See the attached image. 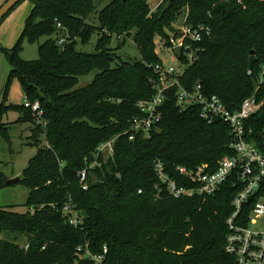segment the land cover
<instances>
[{"label":"trees","instance_id":"obj_1","mask_svg":"<svg viewBox=\"0 0 264 264\" xmlns=\"http://www.w3.org/2000/svg\"><path fill=\"white\" fill-rule=\"evenodd\" d=\"M30 1L20 38L10 50L0 49L10 65L0 89V136L8 131L3 115L14 110L21 114L19 121L32 122L30 145L38 149L14 183L30 190L26 211L0 206V264H95L84 255L85 245L92 255L106 246L101 264H232L223 250L235 195L231 184L205 198L172 199L155 171L157 161L171 176L177 166L208 164L215 170L222 157L234 155L227 124L207 123L197 105L180 109L173 87L148 137L137 134L130 140L128 131L141 115L138 103L151 99L159 83L153 69L161 62L155 39H169L174 20L186 9V24L208 25L211 35L197 43L201 51L184 66L180 86L188 89L199 82L205 95H217L231 111L254 95L262 106L247 124L259 139L264 129V0H174L155 12L147 0H112L97 13L96 24L87 22L96 9L94 0ZM58 22L66 32L63 45L56 43ZM95 31V53L78 50L77 43H87ZM41 37L46 39L38 46V58L21 59L22 40ZM126 38H132L141 58L112 66ZM250 50L256 57L251 69ZM92 71L91 83L76 89L79 77ZM11 76L30 102H39L41 116L6 103ZM111 138L113 156L99 158L88 169L83 189L79 172L93 163L98 144ZM5 181L0 175V189ZM66 204L78 212L77 226L63 211Z\"/></svg>","mask_w":264,"mask_h":264},{"label":"built area","instance_id":"obj_2","mask_svg":"<svg viewBox=\"0 0 264 264\" xmlns=\"http://www.w3.org/2000/svg\"><path fill=\"white\" fill-rule=\"evenodd\" d=\"M56 28L59 31L56 43L63 45L66 39L65 29L59 22L56 23ZM210 35L211 27L208 25L191 26L184 23L170 32L169 39H155L156 51L161 50L173 56L177 66L166 63L162 58L160 63L153 65L154 72L159 75V83L154 86L155 92L151 99L138 103L141 115L132 119L129 139L132 140L137 134L149 136L150 131L161 120V107L166 92L173 87L178 88L175 101L180 109L197 105L201 108L200 117L207 123L215 120L225 122L231 134L234 155L222 157L215 170H211L208 164H201L193 169L177 166L175 175L171 176L157 161L155 171L166 194L172 199L194 195L205 198L215 194L223 184L230 183L235 189V195L231 201L232 210L225 221L227 234L223 250L233 258L232 264H264V129L258 139L247 124V120L258 112L262 102H258L252 95L245 98L237 110L231 111L217 95H205L199 82L188 89L179 84L184 66L191 65L198 58L201 48L197 43ZM178 46L181 48L180 57H184L182 61L175 53ZM23 106L30 108L37 116L42 115L38 101L30 102L26 98ZM114 143L115 138H111L95 148L93 163L79 172V182L83 189H87L88 169L97 164L99 158L113 156ZM178 178L189 185L182 184ZM63 211L70 214V224L77 226L81 223L78 212L69 204L63 207ZM82 248L86 249L84 255L92 258L95 264H101L107 253L106 246L97 255H92L87 250V245Z\"/></svg>","mask_w":264,"mask_h":264},{"label":"rangeland","instance_id":"obj_3","mask_svg":"<svg viewBox=\"0 0 264 264\" xmlns=\"http://www.w3.org/2000/svg\"><path fill=\"white\" fill-rule=\"evenodd\" d=\"M111 1L94 0L96 9L87 18V22L96 24L97 13ZM4 2L5 0H0V6ZM147 2L150 7V12L159 11L167 5V0H147ZM31 8L32 4L30 0H22L2 19L0 22V49L5 48L10 50L16 44L23 31L25 19ZM174 21L173 26L175 27L184 23L186 24L187 10L183 9ZM98 38L99 34L95 31L87 43L81 44L78 42L76 48L85 53H95V45ZM45 39L46 37H41L38 42H29L27 39H23L19 53L20 58L25 61L36 60L38 58V46ZM157 53L166 63L177 66V61L173 56L161 50H158ZM116 55L112 66L119 61L133 63L141 58L139 49L132 38L125 39L121 48L116 50ZM9 71L10 65L7 57L5 53L0 51V89H3L2 87L8 78ZM95 74L96 71H92L79 77L78 84L75 88H82L90 84ZM1 95L0 101H3V95L2 97ZM5 96L7 104L20 106L25 102L26 97L20 82L15 76L10 77ZM20 115V113L14 110L8 111L1 119V123L8 130L5 137L0 136V175L6 178V180L17 176L20 178L23 170L28 166L29 160L35 156L38 149L36 146L30 145V135L33 127L32 122L19 121ZM41 141L43 143L44 139L41 138ZM29 192L30 190L21 184L6 185L0 189V206L13 211L24 212L26 211L25 203Z\"/></svg>","mask_w":264,"mask_h":264},{"label":"water","instance_id":"obj_4","mask_svg":"<svg viewBox=\"0 0 264 264\" xmlns=\"http://www.w3.org/2000/svg\"><path fill=\"white\" fill-rule=\"evenodd\" d=\"M22 0H5V2L0 6V22L2 19L12 10L19 2ZM126 0H123L125 2ZM174 0H169L167 5L163 8L165 10ZM167 35L169 36L170 33L168 32ZM175 53L178 57L181 55V48L178 46L175 48ZM256 60L254 50H250V57L248 62V67L251 69L253 64ZM19 181V177L9 178L5 181L6 185H11Z\"/></svg>","mask_w":264,"mask_h":264}]
</instances>
